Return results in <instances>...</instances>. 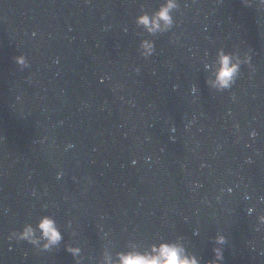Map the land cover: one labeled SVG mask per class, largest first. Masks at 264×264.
I'll list each match as a JSON object with an SVG mask.
<instances>
[{
    "label": "water",
    "instance_id": "obj_1",
    "mask_svg": "<svg viewBox=\"0 0 264 264\" xmlns=\"http://www.w3.org/2000/svg\"><path fill=\"white\" fill-rule=\"evenodd\" d=\"M160 3L0 0V264H76L74 241L98 264L106 246L179 236L209 264L218 234L222 264H264V5L181 0L171 32L138 36ZM220 48L255 69L223 93L203 67ZM43 215L78 235L51 252L8 241Z\"/></svg>",
    "mask_w": 264,
    "mask_h": 264
},
{
    "label": "clouds",
    "instance_id": "obj_2",
    "mask_svg": "<svg viewBox=\"0 0 264 264\" xmlns=\"http://www.w3.org/2000/svg\"><path fill=\"white\" fill-rule=\"evenodd\" d=\"M259 3L264 5V0H259ZM180 8L181 0H161L159 8L152 12L142 7L141 14L135 19L136 27L142 30L137 35L144 37L147 34L148 37H157L171 32L176 27L174 13L180 11ZM124 31L127 32L128 29L125 28ZM138 51L144 59L151 58L157 51L155 40L141 39ZM14 59L21 70L31 67L26 55H19ZM244 65H248L251 71H255L250 54L244 53L241 55L238 51L228 52L224 48H220L216 52L215 59L211 62H205L203 65L205 72L208 74L207 86L220 93L231 90L236 85ZM135 71L139 73L140 69L137 68ZM191 91L195 96L199 89L193 85ZM236 128L239 131V125H236ZM172 131L175 132V128ZM250 135L254 139L257 133L253 131ZM68 147L71 148L73 145ZM132 163L135 164L136 161ZM62 175L63 173H60L57 178H61ZM196 187H199V185H196ZM227 191L231 193L232 189L228 188ZM245 199L248 200L251 197L246 195ZM45 208H47V205H45ZM255 213L256 209L254 207L247 209L249 216ZM257 220L260 226H264V215L257 216ZM72 229L73 223L71 220L64 227L58 224L54 215H43L36 224L26 223L21 230L12 231L7 239L9 242H26L39 252H51L54 249L58 250L64 244V231ZM257 231H259V228H257ZM71 233L73 237L78 235L74 230ZM213 242L217 247L213 249L214 259L209 264H222L224 260L223 246L227 243V238L223 234H218ZM74 243L66 244L65 250L76 259V264H83V249L78 245L74 246ZM98 264H201V259L195 252L189 250L184 237L179 236L172 241L161 239L158 243H152L146 247L130 241L125 251L113 252L111 247L106 246Z\"/></svg>",
    "mask_w": 264,
    "mask_h": 264
}]
</instances>
